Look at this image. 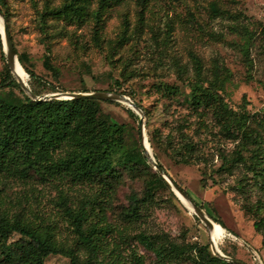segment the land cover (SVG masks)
<instances>
[{
  "label": "rangeland",
  "instance_id": "obj_1",
  "mask_svg": "<svg viewBox=\"0 0 264 264\" xmlns=\"http://www.w3.org/2000/svg\"><path fill=\"white\" fill-rule=\"evenodd\" d=\"M5 1L15 50L27 56L29 67L57 88V93L131 95L148 112L144 111L145 134L154 157L156 154L171 179L188 191L215 223L213 237L218 249L245 264H264V236L254 227V215L247 212L258 201L264 202V181H258L248 165L241 163L232 172L221 169L224 157L232 159L241 149L239 140L228 138L211 114L194 111L188 102L189 83L198 78L196 56L207 79L213 78L217 66L229 71L222 97L234 112L253 119L263 116L264 0H122L104 12L100 46L94 41L92 18L83 23L42 18L46 7H60L65 0ZM98 3L90 0L91 12L98 9ZM126 27L128 40L116 45ZM5 63L8 65L0 33V95L13 89L20 96L18 89L1 83ZM47 63L57 70L58 78ZM180 70L184 72L181 77ZM12 75L18 82L15 73ZM23 80L30 87L28 74ZM160 85L176 86L178 94L163 93ZM50 94L55 93L41 96ZM111 102L102 101L103 114L127 127L129 145L141 142L140 118L130 114L128 104ZM154 129L160 130L165 143L172 140L174 148L181 146L183 138L188 139L196 146L200 160L184 165L177 162L168 145L154 149L148 136ZM243 155L248 158L250 153L243 151ZM117 170L111 187L99 182L43 181L35 177L19 180L0 175V213L20 215L36 226H47L59 243L69 247L75 245L76 234L66 207H86L89 211L103 208L111 229L103 237L98 264H159L138 242L136 237L141 232L168 234L178 243L211 247L207 226L186 201L185 206L163 187L155 201L142 209V218L129 221L125 215L128 198L131 192L143 197L145 181L153 171ZM92 217L98 222L94 214ZM18 238L14 235L12 240ZM46 264L70 263L57 255L50 256ZM179 264L193 263L186 260Z\"/></svg>",
  "mask_w": 264,
  "mask_h": 264
},
{
  "label": "trees",
  "instance_id": "obj_2",
  "mask_svg": "<svg viewBox=\"0 0 264 264\" xmlns=\"http://www.w3.org/2000/svg\"><path fill=\"white\" fill-rule=\"evenodd\" d=\"M121 2L122 0H99L98 9L91 12L90 0H65L60 7H46L42 18L50 16L54 20L69 23H83L92 18L95 23L94 41L100 46L104 12L113 4ZM0 11L9 29L5 0H0ZM127 40L126 27L116 45H123ZM17 56L23 70L30 77V89L36 96L59 92L29 67L25 54L17 53ZM193 58L198 78L189 83V106L194 111L211 114L228 138L239 140L241 149L232 159L224 157L221 169L232 172V168L237 164L248 165L254 177L263 182L264 114L260 119H253L249 114L234 112L222 97L230 77L229 71L225 67L217 66L213 78L207 79L203 77L201 61L196 56ZM47 67L54 70L49 63ZM5 68V77L1 83L18 89L21 95H17L13 89L5 95H0L1 176L19 180H29L33 177L43 181L70 179L75 183L99 182L111 187V180L118 176V167L130 171L139 168L150 169L153 172L145 181L143 197L140 198L135 192H131L128 198L129 208L125 215L131 222L142 218V209L155 201L160 187L169 190L177 199L167 182L148 163L140 140L129 145L126 139L127 127L113 122L103 114L102 101H33L14 79L6 63ZM54 72L58 78L57 70ZM183 73L182 70L179 71L180 77ZM159 90L170 95H176L179 91L178 87L170 85H160ZM127 96L140 106L131 95ZM144 111L148 113L147 110ZM129 112L134 118H140L133 110ZM138 134L140 137V129ZM148 136L154 149L163 144L172 148L173 155L180 164L191 165L200 160L196 146L186 138L180 141V147L174 148L172 140L164 142L159 129L150 131ZM243 151L249 152L250 156L245 158ZM155 159L164 168L156 154ZM181 190L203 209L188 191L182 188ZM66 212L76 234L75 245L69 247L59 243L47 226H36L22 219L20 215L10 217L0 213V264H46L50 256L57 255L68 258L70 264H98L103 252V237L111 229L104 219L103 208L89 211L86 207L73 210L67 206ZM247 212L254 215V227L264 236V202L258 201V205L248 207ZM91 213L97 217L98 222L93 221ZM215 222L225 228L219 220ZM14 235L19 238L12 240ZM136 238L146 250L154 254L159 264H179L186 260L193 264H235L215 256L210 245L178 243L168 234L141 232ZM81 253L86 255L85 259Z\"/></svg>",
  "mask_w": 264,
  "mask_h": 264
},
{
  "label": "water",
  "instance_id": "obj_3",
  "mask_svg": "<svg viewBox=\"0 0 264 264\" xmlns=\"http://www.w3.org/2000/svg\"><path fill=\"white\" fill-rule=\"evenodd\" d=\"M3 27V34L1 32ZM0 33L2 36L3 44H4V51L7 56V63L14 74V67L16 65V61H19L13 40L11 37V34L9 32L8 26L6 24L5 18L3 14L0 11ZM20 62V61H19ZM15 76V75H14ZM29 76V75H28ZM18 83L20 84L22 90L33 100V101H50V100H72V99H92V100H100V101H118L125 104H129L131 110L136 112L140 117L139 122V129H140V137H141V143L143 146V150L145 153V156L149 162L153 166V168L160 174V176L167 182V184L170 186L171 190L175 193V195L182 201L181 197L184 198L193 208V212L195 215L207 226L209 231L213 228L214 222L205 214L204 210L198 206L193 200L183 191L181 188L171 179L168 172L160 166L154 155L147 152L145 148V113L144 110L138 106L135 102H133L129 97L122 95V94H114L109 93L106 91H98V92H91V93H55L50 95H44V96H36L30 89L28 84H25L21 80L17 79ZM181 196V197H180ZM183 203V202H182ZM211 248L212 252L215 256L222 258L223 260H226L228 262H232L235 264H245L243 262H240L238 260L232 259L225 254H223L219 249L218 246L215 244V242H211Z\"/></svg>",
  "mask_w": 264,
  "mask_h": 264
},
{
  "label": "bare ground",
  "instance_id": "obj_4",
  "mask_svg": "<svg viewBox=\"0 0 264 264\" xmlns=\"http://www.w3.org/2000/svg\"><path fill=\"white\" fill-rule=\"evenodd\" d=\"M2 34H3V27H2V30H1ZM14 73L15 75L18 77L19 80H21L22 82H24V77H25V73H24V70H23V67L21 66L20 62L19 61H16V65L14 67ZM25 84H27L26 82H24ZM129 105V104H128ZM130 106V105H129ZM145 148L147 150L148 153L150 154H153L152 153V150H151V146L149 144V141L147 139V136H145ZM181 197V196H180ZM181 199L183 200V204L185 205L184 201H186L184 198L181 197ZM187 202V201H186ZM188 205H190L188 202H187ZM186 206V205H185ZM188 207V206H187ZM190 207L192 208V206L190 205ZM189 208V207H188ZM193 210V208L191 209ZM215 224V223H214ZM216 235V228L213 227L211 230H210V236L212 238V241L215 242V244L217 243L215 240H214V237Z\"/></svg>",
  "mask_w": 264,
  "mask_h": 264
}]
</instances>
